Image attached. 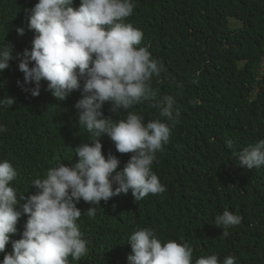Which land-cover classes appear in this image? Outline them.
Segmentation results:
<instances>
[{"label":"clouds","instance_id":"clouds-1","mask_svg":"<svg viewBox=\"0 0 264 264\" xmlns=\"http://www.w3.org/2000/svg\"><path fill=\"white\" fill-rule=\"evenodd\" d=\"M143 2L38 0L32 8H24L21 24L14 28L20 36L24 35V26L34 32L31 49L21 54L10 45L0 46V72L13 71L8 68L9 61L17 54L18 70L23 73L14 71L20 92L37 97L41 82L46 81L47 90L58 102L71 96L78 117L75 122L87 134L71 148L78 162L71 167L57 162L45 178L28 169L37 163L36 151L55 143L61 156L66 142H58L45 126L23 140L8 137L12 144L8 147L17 150L13 154L22 166L14 167L8 159L0 161V253L5 251L10 234L17 233L19 218L27 219L22 238L12 241V252L5 254L0 264H69V257L78 261L88 252L81 228L89 224L82 223L83 216L95 217L100 205L121 194H128L132 205L165 192L153 172L154 160L170 142L179 143L185 133L176 132L179 112L173 107L175 99H157L151 85L153 78L160 76L162 65L145 43L144 28L136 24ZM228 24L231 28L244 26L242 20L232 16ZM22 78L23 83L19 81ZM30 84L34 86L27 87ZM142 102L150 103L166 119L145 123L137 112ZM15 103V97L0 96V106L11 108ZM69 121L66 113L51 122L58 125ZM4 131L0 125V132ZM104 135L114 143L118 156L132 154L120 170L116 155L109 152L105 158L102 154ZM228 147L232 148L230 141ZM64 158L72 164L70 156ZM228 166L229 177L231 173L247 174L264 167V139L235 152ZM201 176L198 171L182 179ZM194 186L199 185L180 186V199L211 235L215 231L210 243L197 247L194 264H264V248L249 240V235L264 239L263 224H251L248 235L233 239L231 233L238 230L241 215L222 206L203 219L200 202L192 204L187 199L196 200ZM115 206L121 210L120 205ZM160 237L152 227L137 228L127 240L132 253L127 264H192L194 247L189 240L178 235L165 240Z\"/></svg>","mask_w":264,"mask_h":264},{"label":"trees","instance_id":"trees-1","mask_svg":"<svg viewBox=\"0 0 264 264\" xmlns=\"http://www.w3.org/2000/svg\"><path fill=\"white\" fill-rule=\"evenodd\" d=\"M37 2L0 0V46L10 45L21 54L31 49L34 32L24 26V35L20 36L14 28L21 24L24 8L30 9ZM138 14L136 24L144 28L145 43L162 65L160 76L152 80V88L157 99H175L173 107L179 112L176 132L185 134L179 143L170 142L154 160L153 172L165 192L132 205L126 198L128 194H121L100 205L95 217L83 216L82 223L89 224L81 228L88 252L78 261L69 257V264H127V257L132 254L127 240L143 226L155 229L161 239L178 235L189 240L194 247V264L197 247L210 243L215 231L211 235V230L197 221L180 199V186L186 184L199 185L192 191L196 200L187 199L192 204L200 202L203 219L222 206L241 215L238 230L231 233L233 239L248 235L251 224H263L264 228V167L247 174L231 173L235 178L228 175L231 156L264 139V0H144ZM229 16L242 20L244 26L231 28ZM140 44L145 46L142 41ZM18 63L16 54L9 61L8 68L13 71L0 72V96L16 99L11 108L0 106V125L5 128L0 132V161L8 159L20 169L22 164L13 154L17 150L9 149L12 144L8 137L23 140L45 126L58 142H66L61 156L55 143L36 151L37 163L28 169L45 178L47 170L57 162L70 167L78 162L71 148L87 134L75 122L78 117L74 115L75 100L71 96L58 102L47 90L46 81L41 82L37 97L20 92L16 84V72L21 73ZM19 81L23 83V78ZM137 112L145 123L166 119L148 102H142ZM66 113L70 123L51 122ZM101 143L105 158L109 152L116 155L120 160L118 170L122 169L132 154L118 156L107 135L101 137ZM66 155L69 160L72 158V164L66 163ZM198 171L203 175L200 178L182 179ZM17 198L21 203L20 191ZM114 201L121 210L116 209ZM26 219L19 218L17 233L10 234L0 260L12 252V241L22 238ZM249 240L264 248L261 236L249 235Z\"/></svg>","mask_w":264,"mask_h":264},{"label":"rangeland","instance_id":"rangeland-1","mask_svg":"<svg viewBox=\"0 0 264 264\" xmlns=\"http://www.w3.org/2000/svg\"><path fill=\"white\" fill-rule=\"evenodd\" d=\"M232 18H230V20H231Z\"/></svg>","mask_w":264,"mask_h":264}]
</instances>
